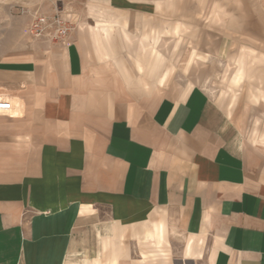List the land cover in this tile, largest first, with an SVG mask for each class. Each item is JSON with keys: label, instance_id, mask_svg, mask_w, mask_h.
Segmentation results:
<instances>
[{"label": "crops", "instance_id": "1", "mask_svg": "<svg viewBox=\"0 0 264 264\" xmlns=\"http://www.w3.org/2000/svg\"><path fill=\"white\" fill-rule=\"evenodd\" d=\"M11 1L76 24L0 40V264H264V0L221 1L168 87L154 46L117 56L159 0Z\"/></svg>", "mask_w": 264, "mask_h": 264}, {"label": "rangeland", "instance_id": "2", "mask_svg": "<svg viewBox=\"0 0 264 264\" xmlns=\"http://www.w3.org/2000/svg\"><path fill=\"white\" fill-rule=\"evenodd\" d=\"M150 1H153L157 5L158 0ZM221 1L223 4H227L230 0H159L160 18L165 21V29L160 30L156 28L157 13L155 11L148 17L149 28L132 31V39L130 37L126 38L127 42L129 41L132 45L119 46L118 51L120 53L117 56L123 60L126 58L129 69L134 70L132 66L134 61L136 59L144 61V55L147 53L149 47L154 46L164 57V64L161 69H171V72L168 73L164 81L166 87H168L169 82L179 81L183 75L184 63L178 60L174 61V57L176 59L179 58L183 46L188 40H194L198 36L199 29L204 27L206 22H211L212 17L214 20V16L218 18L221 12L223 14L226 13V7L220 5ZM0 6L5 7V10L0 9V40L4 39L11 43L13 38L16 37L13 29L16 27L15 23L19 25V17H27L28 15L21 12L20 7L22 6L11 0H0ZM124 33L125 31H122V37H124ZM119 42H121V39H119ZM125 51L128 52V56ZM187 52L186 50L185 53ZM191 60L192 56L186 62L185 70ZM242 76V69L237 68L235 64L226 65L221 77V83L232 91L231 103L235 101L236 91L234 88ZM142 78L146 84H149L147 86H151V82L154 81L146 66ZM177 239L179 243H185L187 240L182 237ZM170 257L171 255H167L168 259Z\"/></svg>", "mask_w": 264, "mask_h": 264}, {"label": "built area", "instance_id": "3", "mask_svg": "<svg viewBox=\"0 0 264 264\" xmlns=\"http://www.w3.org/2000/svg\"><path fill=\"white\" fill-rule=\"evenodd\" d=\"M30 20L28 32L33 38L45 39L54 44H65L69 33L74 29L76 20L56 2L51 13L43 12L39 7H20Z\"/></svg>", "mask_w": 264, "mask_h": 264}]
</instances>
